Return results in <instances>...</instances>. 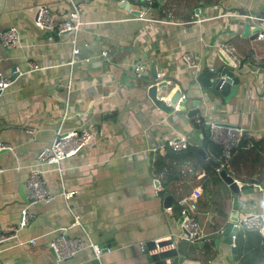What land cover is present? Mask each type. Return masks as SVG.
I'll return each instance as SVG.
<instances>
[{"label": "crops", "instance_id": "1", "mask_svg": "<svg viewBox=\"0 0 264 264\" xmlns=\"http://www.w3.org/2000/svg\"><path fill=\"white\" fill-rule=\"evenodd\" d=\"M74 1L83 5L82 25L75 36L79 53L70 64L74 35L35 24L36 9L43 5L54 14V23L66 19L69 0H0V32L15 27L20 36V44L11 47L0 40V73L15 79L0 92V139L13 148L0 152V224L16 225L26 204L32 213L29 224L18 231L26 243L0 245V261L52 264L49 244L64 234L110 247L100 264H158L151 254L160 248L147 246L154 240H171L163 248H177L178 255L165 264H236L222 234L231 197L217 168L218 176L211 175L190 158L168 157L166 141L184 135L214 159L204 147L210 136L198 119L242 127L243 137L256 141V151L243 165L254 168L253 175L244 167L242 179L227 172L239 184H252L240 194L243 207L264 214V36L258 37L264 22L238 16L264 17V0H157L159 6L154 0ZM139 8L148 10L143 18L135 13ZM245 21L261 28L256 37L242 35ZM222 40L239 59L237 66H229L239 85L227 100L212 82L226 66V55L217 47ZM185 53L196 67L183 62ZM32 63L39 68L28 71ZM14 69L21 73L16 76ZM154 70L157 81L168 84L159 91L169 94L179 87L187 99L185 108L176 105L165 113L151 101L147 88L155 82ZM194 99L201 100V113L187 117ZM60 125L65 131L86 128L94 136L89 146L61 161V173L36 158ZM154 165L161 167L159 175L153 173ZM31 167L41 170L51 192L59 193L60 174L67 189L77 192L67 201L57 194L51 202L28 204L25 180ZM195 186L203 191L196 218L213 244L182 237L173 201ZM166 194L172 195L169 206ZM74 216L79 224H73ZM30 238L33 243L27 242ZM93 261V251L84 245L59 264Z\"/></svg>", "mask_w": 264, "mask_h": 264}, {"label": "built area", "instance_id": "2", "mask_svg": "<svg viewBox=\"0 0 264 264\" xmlns=\"http://www.w3.org/2000/svg\"><path fill=\"white\" fill-rule=\"evenodd\" d=\"M71 4V10L66 19L54 23V14L46 6H38L36 9L35 24L39 28L54 29L58 34L71 33L74 35L72 39V56L69 63L75 62V55L79 53V48L75 45L76 33L82 25L81 12L83 5L74 0H69ZM126 1V0H120ZM139 2L151 3L152 0H138ZM138 16L143 18L147 14V8L137 9ZM244 18H254L264 22L263 16H255L252 14H238ZM264 33H258V37H263ZM0 40L3 46L11 47L20 44V36L17 28L10 27L0 32ZM219 50L226 55V58L231 62L233 66L239 64V59L234 52L233 47L225 40L217 43ZM106 52L103 51L102 54ZM181 59L188 66L196 67L197 63L189 54H182ZM39 65L32 63L28 71L38 69ZM213 69V68H211ZM13 73L17 76L20 74L17 69L13 70ZM159 77V74H158ZM14 77H7L0 73V92L9 87L14 82ZM184 97V94L181 95ZM67 114L65 108L62 114V120ZM199 124H209L210 139L221 146V159L224 165L232 155L233 150L238 145L240 139L243 136V128L238 126L226 125L217 121H204L198 119ZM93 133L86 128H78L71 130H63L61 125L56 129L53 141L45 148H42L37 154L38 163H46L54 165L55 168L61 173V161L67 157L78 154L83 148L89 146L93 141ZM166 145L173 150L184 149L189 145L187 138L184 135H179L170 138L166 141ZM11 144H8L0 139V152L12 150ZM1 171V168H0ZM60 190L59 193H53L46 185V181L43 177L41 170L35 167H31L28 171L27 178L25 180L26 198L29 203L44 202L48 203L55 199L57 194L61 195L65 201L69 200L77 192L75 189H67L63 182L62 174H60ZM202 188L195 186L189 193L183 195L178 199V205L180 206L181 225L183 228L182 237L190 242L201 240L202 242L211 243L212 237L209 234L203 233L198 220L196 218L197 206L199 198L202 196ZM32 218L28 205L26 204L20 210L19 222L16 225H10L2 227L0 224V245L5 242H12L13 245H22L25 241L19 239L18 231L27 226ZM73 224H79V219L74 216ZM234 224L237 226L238 231L243 228L257 230L264 236V214L260 213H245L238 218ZM236 235H232L233 244ZM28 243H33L34 239L27 240ZM157 245L158 242L154 240ZM50 248L54 253L55 262L52 264H59L65 258L73 256L82 246L86 245L93 251V257L95 260H100V256L103 252L111 251V248L106 246L102 247L98 243L92 241L90 238L84 240L80 238H67L64 234H59L50 242ZM158 246V245H157ZM159 248V247H158ZM0 264H3L0 261ZM100 264V263H99Z\"/></svg>", "mask_w": 264, "mask_h": 264}, {"label": "water", "instance_id": "3", "mask_svg": "<svg viewBox=\"0 0 264 264\" xmlns=\"http://www.w3.org/2000/svg\"><path fill=\"white\" fill-rule=\"evenodd\" d=\"M126 5L128 6L129 3L126 2ZM260 29L261 28L258 26L251 28L249 21H245L243 23L242 35L253 38L257 36V33L260 31ZM223 60L226 63V66L223 67L220 71L215 73L214 77L212 78V82L214 83V89L217 90L220 93V95L227 100L235 94L239 85V78L229 68V66H232L231 62L227 58H223ZM152 76L155 79V82L151 83L148 86L147 94L148 97L151 99V101L160 110H162L165 113H172L175 110L176 105L178 106L179 109L186 107L187 99L185 98V96L184 97L181 96L182 90L179 87H176L169 94L165 92L161 93L159 90L163 88H167L168 86L167 82L165 80L157 81L155 70L153 71ZM200 103H201L200 99L192 100V107L187 108V112H186L187 117H193L201 113ZM204 132L206 136H209L210 134L209 124H205ZM199 152L204 158L208 160V162H210L214 167L217 168L220 178L227 186V191L231 197V209H230L228 221L226 223L225 228L222 231V234L224 235L223 238L224 242L229 244L231 247V252L233 254V258L236 264H242L241 261L238 260L237 250L235 244H233L232 235H236V233L238 232V228L234 224V222H236L242 214L250 212L248 208L243 207L246 201L240 199V194L243 190L250 188L252 184H247V183L239 184L238 180L227 172V170L221 164V162L213 159L212 157L207 156V153L204 151L202 147H199ZM254 182H257V180L255 179ZM154 183L155 186L157 187L159 186L158 181L155 180ZM159 191L161 194L164 193V191L161 189ZM164 199H165V205L169 206L172 202V195L166 194ZM170 243L171 240L158 242L157 244L158 246L154 243V241L148 243L147 246H149L148 248L150 249H158V247L160 248V250H156L151 254L152 259L156 261L158 264H165L167 258L178 255L177 248L174 246L173 247L168 246V248H163L164 246ZM179 259L181 260L182 257H180ZM93 264H99V263L97 260L94 259Z\"/></svg>", "mask_w": 264, "mask_h": 264}, {"label": "trees", "instance_id": "4", "mask_svg": "<svg viewBox=\"0 0 264 264\" xmlns=\"http://www.w3.org/2000/svg\"><path fill=\"white\" fill-rule=\"evenodd\" d=\"M204 2H215L217 0H203ZM144 3V2H142ZM153 3V2H151ZM146 4V3H144ZM152 5V4H151ZM154 6H159L157 0H154ZM204 125V124H202ZM202 129L204 126H200ZM244 136V134H243ZM240 139L238 145L233 150L231 157L225 163L224 167L227 171L232 173L236 178L242 179V167L246 170L245 159L251 156L255 150L256 141H249L245 137ZM205 148H210V152L214 159L222 162L220 158L221 155V146L214 143L210 137H207L204 142ZM168 157L174 158H190L195 163V166L198 167L200 165L203 167L209 174H216V168L209 163L199 152V146L189 144L186 148L180 150H169ZM160 154L157 155L156 158H159ZM161 162V161H160ZM197 162L199 164H197ZM254 168L247 169L250 172L249 177L253 175ZM153 173L155 175H159L161 173V167L154 165ZM217 175V174H216ZM218 176V175H217ZM180 213V206H178V199L173 201V208ZM213 244V242H211ZM234 243L237 250L238 260L241 261L242 264H264V236L257 230H251L247 228H243L242 230L236 233Z\"/></svg>", "mask_w": 264, "mask_h": 264}]
</instances>
